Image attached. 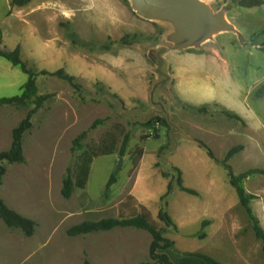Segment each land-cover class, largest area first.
I'll use <instances>...</instances> for the list:
<instances>
[{
    "label": "rangeland",
    "instance_id": "rangeland-1",
    "mask_svg": "<svg viewBox=\"0 0 264 264\" xmlns=\"http://www.w3.org/2000/svg\"><path fill=\"white\" fill-rule=\"evenodd\" d=\"M2 1L3 47H20L21 59L36 73L39 94L47 100L39 109L0 108V153L10 149L13 130L32 113V128L23 139L26 163L2 162L6 174L0 197L37 224L28 238L0 218V264L152 263V237L146 231L116 228L111 234L67 235L84 222L134 215L140 205L180 253H200L222 264H264V245L223 166L228 164L236 176L264 171V6L244 9L232 0H201L214 15L228 7L225 17L234 30L177 47L174 24L141 17L130 0H33L8 19ZM209 24V31H218L213 18ZM198 64L215 67L209 72L215 78L211 89L222 85L224 98L199 93L206 74L186 67ZM59 70L74 81L50 74ZM27 81L19 67L0 57V99L20 96ZM192 86L197 91L185 95ZM199 94L204 99H196ZM230 96L239 98L231 100L234 107L227 101ZM225 111L242 121L228 118ZM159 119L169 127H146ZM84 132V150L108 132L117 134L118 146L112 156L94 160L87 188L65 199L63 179L69 170L75 172L82 152L74 151V140ZM125 135L129 143L122 156ZM154 135L159 138L141 140ZM239 146L243 149L226 162ZM137 149L144 151L140 159ZM116 170L118 183L106 198ZM178 170L183 185L197 195L178 187ZM169 184L172 190L164 200ZM244 188L254 196L250 207L264 230V175L250 177ZM134 194L143 195L147 206ZM162 209L174 226L159 221Z\"/></svg>",
    "mask_w": 264,
    "mask_h": 264
},
{
    "label": "trees",
    "instance_id": "trees-1",
    "mask_svg": "<svg viewBox=\"0 0 264 264\" xmlns=\"http://www.w3.org/2000/svg\"><path fill=\"white\" fill-rule=\"evenodd\" d=\"M11 7L22 8L30 4L33 0H10ZM232 3L237 7L244 9H253L264 6V0H232ZM123 43H129L127 38L122 40ZM4 38L3 32L0 27V57L8 60L13 66L19 67L21 71L28 76V81L23 87V92L20 96H15L11 98H1L0 99V108L5 106H14V107H29L35 106V109L42 108L44 103L47 100L46 96L39 94V89L37 86V75L35 72L28 69L27 65L21 59L20 47L18 46L14 50H7L3 47ZM49 74V73H45ZM53 76H59L69 82L74 81V77L66 74L63 70H59L55 73H50ZM224 114L234 120L242 121L241 117L237 114L225 111ZM30 113L25 120H23L18 127L13 130L12 133V144L8 151L0 153V180L6 174V169L2 165L3 161H7L10 164H24L26 163V158L24 155L23 149V139L24 135L32 128ZM168 128V122L164 119H159L157 121L152 120L146 127L155 128L156 126ZM86 137V132L79 135L74 140V151H82L78 157L77 164L75 167V172L72 174L69 170L66 177L63 179L62 185V196L65 199H70L73 196L75 189L85 190L87 188L91 168L94 160L99 157L112 156L118 146L119 138L114 132H108L104 135L103 139L97 145L88 146L84 150V146L81 144L82 140ZM158 139V135L154 136H142V141H147L148 139ZM129 143V136L125 135L124 141L121 147L120 154L123 156L127 149ZM204 148H207L203 146ZM243 149V146L235 147L230 150L225 161L228 162L233 156L238 154ZM208 150V155L211 159H215L213 153ZM143 149H137L136 155L138 159L143 156ZM225 169L228 172V177L230 184L235 188L238 195L241 206L247 212L252 224L255 236L260 240L264 245V230L259 224L258 219L254 216L251 210V202L254 199V196L248 195L244 188V182L258 174L264 175V171L260 169H251L241 175H234L231 167L228 164H223ZM176 183L178 187L191 195H197L198 193L195 190L186 188L184 180L182 178V173L178 170V176L176 178ZM118 183V170H116L110 177L106 188H105V197L108 198L111 194L112 188ZM172 190V185H168V192L163 197L167 199ZM133 197V196H132ZM128 198L133 200V198ZM135 199V198H134ZM0 218L4 222L5 226L9 229H19L23 234L31 238L36 232L37 224L35 221L21 215L15 210L8 207L5 201L0 197ZM158 219L161 223H164L167 227L174 226L171 216L165 212V210H160L158 213ZM206 225L204 224V227ZM116 228H133L137 230H142L148 232L151 237L150 245V257L152 263L149 264H175L170 256L165 252L169 249L175 248V242L164 236L165 228H163L157 221L154 220L152 213L144 206H139L138 213L130 216L120 215L119 218H107L100 221H88L75 225L68 229L67 235L70 237H77L81 235H88L98 232L111 231ZM186 256L197 257L206 262V264H222L213 257L206 256L200 253L197 254H184ZM84 264H92L90 261L85 260Z\"/></svg>",
    "mask_w": 264,
    "mask_h": 264
},
{
    "label": "water",
    "instance_id": "water-1",
    "mask_svg": "<svg viewBox=\"0 0 264 264\" xmlns=\"http://www.w3.org/2000/svg\"><path fill=\"white\" fill-rule=\"evenodd\" d=\"M134 11L141 17L150 20H167L177 30V47H188L201 40L213 39L222 32L234 30L226 20L228 7L214 15L209 6L201 0H130ZM213 18L219 25L218 31H209ZM182 37L185 41L181 42ZM122 157L118 158V167Z\"/></svg>",
    "mask_w": 264,
    "mask_h": 264
},
{
    "label": "crops",
    "instance_id": "crops-1",
    "mask_svg": "<svg viewBox=\"0 0 264 264\" xmlns=\"http://www.w3.org/2000/svg\"><path fill=\"white\" fill-rule=\"evenodd\" d=\"M3 3H2V5H1V7L2 8H4V9H1V11L2 12H5L4 14H3V16H4V19H8L10 16H12L13 15V13H15L16 12V10H14V9H20V8H18V7H14V8H12L11 7V1L10 0H3L2 1ZM23 8V7H22ZM19 11V10H18ZM10 15V16H9ZM2 29V28H1ZM3 32V31H2ZM3 38H4V43H5V36H4V33H3ZM18 47V46H17ZM203 65L202 64H198V65H186V67H189V68H192V67H197V71L199 70L200 71V75L202 76V74H203V71H204V74H206V78L202 81V85L201 86H199L198 87V90L200 91H198L199 93H201V92H203V91H205V90H207V91H209V93H206V94H208V95H215V96H217V99L220 97V98H224V92L222 91V89L220 88V87H222V85L221 86H219V85H217L216 86V88L214 89V90H212L211 88H213V82L215 81V78L209 73L210 71H214L213 69H215V67H213V65H210V64H206V66H205V68H203L202 67ZM224 67H222V69H223ZM221 69V68H220ZM221 69V70H222ZM228 69H229V66H228ZM228 72V71H227ZM203 74V75H204ZM196 75H197V72H196ZM193 76V75H192ZM195 76V75H194ZM224 76H226L227 77V74H224ZM229 78L231 79V77L229 76ZM226 79H228V78H226ZM229 80V79H228ZM231 82H232V84H234V86H235V88H236V90L237 89H239L240 88V85H238V84H236L233 80H231ZM197 86H198V84H197ZM239 87V88H238ZM197 90H196V88H193V86L192 87H190V89L187 91L186 89L184 90V93H185V95H189V94H191V93H193V92H196ZM240 94H241V92H240ZM236 96H233V97H227V101L228 102H230V105L232 106V107H234L235 105H236V103H233L231 100H233V101H236L237 99L239 100V98H238V96H237V99L235 98ZM196 99H199V100H202V99H204V95H202L201 96V94H199V96L196 98ZM219 101V100H218ZM135 195V197L139 200V202L141 203V204H143V205H145V206H147V204L145 203V198H144V196L143 195H141V194H134ZM113 231H115V229H113V230H111V231H106V232H101V233H113ZM89 235V234H88ZM82 236H87V235H82ZM150 238V237H149ZM177 246V244L175 243V248H177L176 247ZM66 251V250H65ZM169 256H170V258L172 259V261L175 263V264H206V262L204 261V260H202V259H200V258H197V257H192V256H186V255H184L183 253H180V252H178L177 250H175V249H169V250H167V251H165Z\"/></svg>",
    "mask_w": 264,
    "mask_h": 264
}]
</instances>
